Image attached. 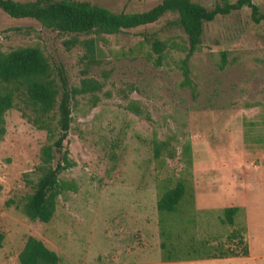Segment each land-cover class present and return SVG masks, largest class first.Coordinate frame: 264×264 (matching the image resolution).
<instances>
[{
    "label": "rangeland",
    "instance_id": "374dc122",
    "mask_svg": "<svg viewBox=\"0 0 264 264\" xmlns=\"http://www.w3.org/2000/svg\"><path fill=\"white\" fill-rule=\"evenodd\" d=\"M78 1L137 13L161 0ZM191 1L210 8L218 0ZM251 2L264 15V0ZM172 19L166 14L117 34L75 36L0 11V51L36 47L62 65L70 87L84 77L101 84L99 91L71 101L65 145L73 166L58 179L73 182L75 190L57 196L45 224L29 221L21 211L29 181L36 179L45 132L16 108L5 112L0 264H17L29 236L55 252L58 264H264V22L255 24L242 8L203 26L188 63L192 95L180 84L185 41L168 23ZM152 39L169 43L158 61ZM129 103L140 116L126 109ZM152 141L166 144L157 159ZM178 179L191 188L186 210L192 222L176 228L224 247L231 244L226 236L243 228L247 256L160 261L156 198L162 185ZM232 206L239 209L233 225L222 224V210Z\"/></svg>",
    "mask_w": 264,
    "mask_h": 264
},
{
    "label": "trees",
    "instance_id": "16d2710c",
    "mask_svg": "<svg viewBox=\"0 0 264 264\" xmlns=\"http://www.w3.org/2000/svg\"><path fill=\"white\" fill-rule=\"evenodd\" d=\"M242 8L249 9L252 22H264V15L251 0H218L207 8L191 0H161L143 12H112L103 7L78 0H0V11L12 19H31L40 26L62 34L90 35L117 34L146 26L166 14L173 19L168 23L184 37L183 58L180 60L181 86L195 88L189 78L188 63L201 42L203 26L219 16H225ZM83 43L89 44L85 40ZM168 41L152 39L150 49L158 61L167 48ZM169 44V43H168ZM221 62L225 56L221 53ZM101 84L90 78H82L77 87H70L60 63L50 61L36 47H17L0 51V139L4 134L5 112L16 108L32 127L45 132V142L39 149L35 166L36 179L29 181L31 192L21 205L23 215L29 221L48 223L53 216L56 198L63 191H74L73 182L60 181L58 175L73 166L65 145L71 122V101L76 95L99 91ZM92 104H95L93 101ZM126 109L140 116L141 111L133 103ZM165 141H152L154 159L165 149ZM186 153L188 152L185 146ZM169 156V154H168ZM192 204V192L182 179L169 187L162 185L156 198L158 213V238L160 261L164 263L184 260L223 259L247 256L243 240V228L231 231L226 240L231 244L208 245L187 237L179 224H189L186 208ZM237 207L222 210L220 222L233 225ZM4 234L0 232V247ZM55 252L31 236L27 237L17 255V264H58Z\"/></svg>",
    "mask_w": 264,
    "mask_h": 264
},
{
    "label": "crops",
    "instance_id": "0c3cea01",
    "mask_svg": "<svg viewBox=\"0 0 264 264\" xmlns=\"http://www.w3.org/2000/svg\"><path fill=\"white\" fill-rule=\"evenodd\" d=\"M244 204H245V211H246V206H247V204H248V200H245L244 201ZM233 207V206H232Z\"/></svg>",
    "mask_w": 264,
    "mask_h": 264
}]
</instances>
